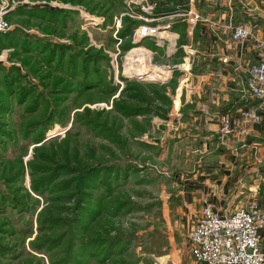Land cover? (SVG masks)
<instances>
[{"label": "rangeland", "instance_id": "1", "mask_svg": "<svg viewBox=\"0 0 264 264\" xmlns=\"http://www.w3.org/2000/svg\"><path fill=\"white\" fill-rule=\"evenodd\" d=\"M179 4L0 0V264L194 262L178 211L191 168L172 143L193 70ZM143 24L159 34L134 38Z\"/></svg>", "mask_w": 264, "mask_h": 264}, {"label": "crops", "instance_id": "2", "mask_svg": "<svg viewBox=\"0 0 264 264\" xmlns=\"http://www.w3.org/2000/svg\"><path fill=\"white\" fill-rule=\"evenodd\" d=\"M192 2L195 8L198 3L196 9L202 20L184 19L188 24L180 47L187 65L194 69L188 68L180 78L185 87L180 105L185 109L178 125V140L172 142L185 146L184 156L191 168L181 173L178 184L179 222L186 228V238L204 197L220 214L232 212L251 200L264 207V114L259 123L235 130L226 146L220 145L216 135L222 115L238 116L240 110L254 103L243 67L264 58V50L255 47V39L264 41V21L258 17L264 0ZM243 21L255 23V39L233 41L224 25ZM173 39L177 44L179 33H174ZM223 57L228 61L222 62ZM192 155L195 160L189 164ZM259 232L264 249V228ZM194 262L191 264H199Z\"/></svg>", "mask_w": 264, "mask_h": 264}, {"label": "built area", "instance_id": "3", "mask_svg": "<svg viewBox=\"0 0 264 264\" xmlns=\"http://www.w3.org/2000/svg\"><path fill=\"white\" fill-rule=\"evenodd\" d=\"M211 1L217 3L219 0ZM3 14V10H0V33L9 29ZM181 15L186 20H202L194 6L181 12ZM258 17L264 21V5L260 7ZM254 24L252 21L236 24L227 22L224 28L230 32L233 41L241 43L255 39ZM168 26L165 25L164 29H168ZM158 30L157 26L143 24L135 29L133 37L155 36ZM255 41V47L263 51L264 41ZM227 61V57L222 58V62ZM243 70L246 72V87L254 103L240 110L238 116L226 113L219 118L216 135L223 146H226L227 138L235 130L244 125L259 123L264 114V58L247 63ZM263 228L264 207L256 200H251L232 212L220 214L204 197L198 216L188 233L189 253L199 264H264V249L259 232Z\"/></svg>", "mask_w": 264, "mask_h": 264}, {"label": "trees", "instance_id": "4", "mask_svg": "<svg viewBox=\"0 0 264 264\" xmlns=\"http://www.w3.org/2000/svg\"><path fill=\"white\" fill-rule=\"evenodd\" d=\"M180 1V4L179 5H181L180 6V11L181 12H184L185 10H187L188 9V6H187V3H188V0H179ZM180 12V13H181ZM164 14H161V15H163V16H165V15H169V14H173L174 13V11H172V10H169L168 12H163ZM183 21H185L184 20V18L182 19V20H176L174 23H172V26H170V28H172L173 30H179L180 29V32H179V39H178V41H177V44L179 45V48H180V50H177V51H181V53L182 54H184V51L181 49V47H180V44H183L184 43V38H185V36H186V34H185V32H184V30L186 29V27H187V24L186 23H184ZM179 23H183V24H179ZM134 25V24H133ZM179 28V29H178ZM123 31V33L121 34V38L122 37H129L131 34H132V32H133V28L131 27V28H127V29H124V30H122ZM20 42V41H19ZM20 43H22V42H20ZM154 44V43H153ZM149 50H152V51H157V50H159V49H161L162 50V48H159V47H157L155 44L153 45V46H150V45H147L146 46ZM128 49V48H127ZM61 55H62V51H60V54L59 55H56V54H53V56H52V61H54V58L55 57H61ZM194 69V68H193ZM175 70V69H174ZM176 77V74H173V76H172V78H175ZM50 144V143H49ZM94 171H91V170H88L87 171V175L90 173V175H89V177L92 175V173H93ZM30 173H31V175H33L34 174V171L33 170H30ZM41 180H44V178H41Z\"/></svg>", "mask_w": 264, "mask_h": 264}]
</instances>
